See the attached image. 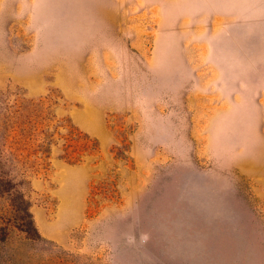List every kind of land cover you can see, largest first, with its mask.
<instances>
[{
	"label": "rangeland",
	"instance_id": "rangeland-1",
	"mask_svg": "<svg viewBox=\"0 0 264 264\" xmlns=\"http://www.w3.org/2000/svg\"><path fill=\"white\" fill-rule=\"evenodd\" d=\"M0 264H264V0H0Z\"/></svg>",
	"mask_w": 264,
	"mask_h": 264
}]
</instances>
